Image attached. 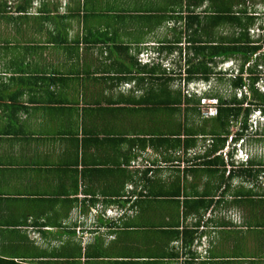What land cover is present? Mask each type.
I'll return each instance as SVG.
<instances>
[{"label": "crops", "instance_id": "1", "mask_svg": "<svg viewBox=\"0 0 264 264\" xmlns=\"http://www.w3.org/2000/svg\"><path fill=\"white\" fill-rule=\"evenodd\" d=\"M90 1L60 4L50 12L54 22L35 20L43 14L34 10L19 24L0 18V235L8 240V253L0 256L36 264H264V155L246 149L250 159L243 160L236 146L242 141L241 148L261 150L263 131L256 140L237 136V124L217 153L226 152L227 168L257 169L250 180L212 179L213 203L198 213L184 215L180 202L177 228L190 229V238L162 234L157 226L155 212L165 208L168 221L175 203L162 207L153 200L146 207L147 193L174 177L181 192L190 188L188 169L203 149L184 150L186 84L160 85L162 76H148L141 66L178 65L183 72L187 34L202 29L196 21L188 27L187 17H216L220 0H167L168 7L149 4L146 11L86 9ZM227 1L235 8V0ZM263 2L256 0L254 12L264 14ZM105 16L119 17L124 33ZM141 25L151 28L141 34ZM211 31L229 34L230 26ZM141 54L150 61H140ZM263 84L259 78L257 86ZM164 85L160 98L157 87ZM179 90V106L158 103ZM173 127L181 130L175 147ZM205 181L204 174L197 177V191Z\"/></svg>", "mask_w": 264, "mask_h": 264}, {"label": "trees", "instance_id": "2", "mask_svg": "<svg viewBox=\"0 0 264 264\" xmlns=\"http://www.w3.org/2000/svg\"><path fill=\"white\" fill-rule=\"evenodd\" d=\"M191 1L195 3V0ZM64 3H67V0H0V18L4 15L5 21H14L19 24L22 21H28V11L34 10L43 14L40 18H35V20L41 18L47 20L51 17L50 12L57 10L60 4L64 7ZM234 4L235 8L228 5L227 0H220V7L215 13L217 16L214 18L209 15L206 20L202 21L198 16L187 17L188 27L196 21L197 24L201 25L202 29L194 32V28L193 32L187 34L189 44L184 59L186 67L183 72L179 71L177 73L178 76L173 75L171 77V75H166L169 72L166 69L160 70L157 65H151L150 67L147 65L141 66V69L147 72L148 76H162L156 77L160 85L175 79H178L179 82L182 81L184 85L186 84L183 95L182 90L171 92L169 97L159 100L158 103L176 107L182 103L180 94L183 96V103L186 104L189 112L192 113V115L189 113L186 130L182 131L185 133L183 144L186 148L184 150L186 151L188 148L203 149L202 154L194 158V164L188 169L192 176L190 188H185L181 192L180 177L177 176L171 182H164V184L159 186L157 192L150 191L147 193V197L151 199L148 202L146 201V207L151 202L153 203V200L162 207L166 203L176 204V207H172L175 209L168 213V221L165 220V208H160V210L155 212L157 226L161 229L160 232L162 234H172L174 238H178L180 233L185 237L189 234L190 238V233H192L186 226L181 231L177 228L180 225V202L183 201L184 215L190 212L198 213L199 210H206L213 203L212 179H217L219 183L228 185L229 179L234 176L240 175L244 178L247 176V179L250 180L253 172L257 171V169H252V167L248 166L237 169L233 167L227 168L229 166L227 155H217L218 151L225 145L231 126L237 124L240 126L237 136L248 134L249 130H252L249 133L252 140H256L258 133L264 132V128L259 129L260 131L257 130V126H261L258 120H256L257 123L251 122V124H248L247 121L251 111L254 112L256 110L255 113L259 112L261 117L264 116V91L259 90L260 88L257 86V80L259 78L264 79V14L254 12L256 0H235ZM8 10L16 12L17 15L8 16L6 14ZM33 24L35 25V21H33ZM224 24L230 26L229 34L211 31L215 26ZM254 30L259 31L260 34H256L254 37V34H252ZM231 60L239 62L236 72L229 74L228 79L232 91L235 90L234 93L232 92V94L225 97L218 91L210 90V92L200 95L201 93L195 89H192V92L188 90L187 85L189 82L202 79L207 83L205 88H208L210 86L208 82L213 81L215 75H218L217 79H221L220 77L226 74L220 69V71H217V66ZM142 70L140 71L143 72ZM157 91V95L161 98L164 91L168 90L164 85L157 87ZM205 91L203 90V92ZM237 95H239L238 98ZM202 98L215 99L217 103L215 105L208 103L201 105L200 101ZM244 103L248 106L244 107ZM201 106H214L217 110L216 115L205 117L201 114ZM199 115L202 120L198 119ZM180 131V129L174 128L173 143L175 142L176 144L174 143L173 147L180 145ZM250 136L248 137L251 139ZM241 139L243 140V138ZM238 153L237 151V157ZM249 159L250 156L248 155L246 160ZM226 169H229V173L225 177ZM201 174H204L206 178L205 187L201 191H197L195 188L196 180ZM215 185L219 187L220 184ZM179 197L183 199L181 200ZM190 241L187 240L186 243L188 244ZM89 255L88 257L90 258H97V261L101 257V254ZM91 261L90 264H94ZM0 264L36 263L14 257L0 256Z\"/></svg>", "mask_w": 264, "mask_h": 264}, {"label": "rangeland", "instance_id": "3", "mask_svg": "<svg viewBox=\"0 0 264 264\" xmlns=\"http://www.w3.org/2000/svg\"><path fill=\"white\" fill-rule=\"evenodd\" d=\"M138 1L139 0H122L121 2H118V1H116L115 2V0L113 1V2H111V3H104V4H102V5H99L98 3H97V1L96 0H93V1H90L87 5H86V9H97V8H101V9H130V10H134V9H140V10H142V11H146V10H150V8L151 7H153V6H155V4H158L160 7H168L170 4H169V2L167 1V0H146L145 1V4L146 5H143L141 8H138V7H136L137 6V3H138ZM65 4V3H64ZM74 4H75V0H69V3H68V5L69 6H74ZM149 4H153L151 7L149 6ZM65 6V5H64ZM174 7V6H173ZM127 19V18H126ZM35 21V20H34ZM53 22H54V19L52 20ZM104 21H105V23L108 25L109 24V22H118V25H117V28H116V31L118 32V33H121L122 32V34L124 33V31H125V26H124V23L123 24H119V17H114V16H105V19H104ZM35 22H37V24L39 25V22L38 21H35ZM55 25H57L56 23H55ZM159 25V27H163L164 25H166L165 24V22H161L160 21V23L158 24ZM35 26V25H34ZM58 26V25H57ZM109 26V25H108ZM150 28H151V26H149V27H146V29L141 25V27H140V29H138V30H141V34L143 33V31H144V29H145V31L147 32L148 30H150ZM157 32H158V30H157ZM254 33H252V34H254V37H255V35L256 34H260L259 33V31L257 32L256 30H254L253 31ZM98 37L99 36V34H95V33H92V37ZM263 47H264V45H263ZM238 63L239 62H237V61H233V60H231V61H227V62H225V63H221V64H219L218 66H217V71H220V70H222L223 72H225V74L226 75H222L223 77H220L221 79H217L218 77V75H215L214 76V80L213 81H211V82H208L209 84H210V86L208 87V88H205V85L207 84L205 81H203L202 79H199V80H197V81H195V82H189V84L187 85V88H188V90L190 91V92H192L191 90L192 89H195V90H197L199 93H201L200 95H202V94H204V93H207V92H210V90H212V91H218L219 93H221V94H223V95H225V97H227L228 95H230V94H232V89H231V87L229 86V84H230V82H229V74H232V73H234V72H236V69L238 68ZM178 65H166V70H172L174 73H176V72H178ZM173 68L174 69H176V71L175 70H173ZM220 69V70H219ZM221 71V72H222ZM245 76H246V74H244ZM177 82V84L178 83H180L181 84V86H185L183 83H181V81L179 82V81H176ZM260 85H262V83H259V86ZM202 89L203 90H206L205 92H203L202 91ZM260 90H262V91H264V86H261V89ZM238 96L239 95H237V98H238ZM201 102V101H200ZM205 102L207 103L208 102V104H209V101L208 100H205ZM244 106H246V105H244ZM191 115H192V113H190ZM201 115V114H200ZM199 115V117H198V119L199 120H202L201 119V116ZM257 112L256 113H254V115H253V117L251 118L252 119V122H256V119H257ZM173 119H174V116H173ZM260 122H261V124L263 125V122L261 121V119H258ZM236 129V126L234 127V126H231L230 128H229V130L230 131H232V133H233V131ZM260 129V126H257V130H259ZM255 130H256V128H255ZM260 131V130H259ZM252 132V130L250 131L249 130V132L248 133H251ZM229 137V136H228ZM241 143H243L242 141H240L239 143H238V145H236L237 146V149L238 150H242V152L245 154H247L248 152H247V150H250L251 151V153H254L255 151L257 152V153H260L261 155H264V146H263V148L260 150V149H258V148H255L254 149V146H252L253 148H251V146L249 147V146H244V147H242V148H244V149H242L241 148ZM247 149V150H246ZM244 154H242L241 153V155H240V158H243V155ZM248 155V154H247ZM113 215L115 214V212L114 213H112ZM89 225H91V224H89ZM94 225V224H93ZM93 228H94V226H93ZM103 228H101V229H99V230H101V231H103L102 230ZM111 230H113V229H110V231ZM100 234H102L103 235V233H100ZM0 237L2 238L1 240H0V252H2V253H8V240H6V239H4V238H6L7 237V234H4V235H0ZM92 236H88L87 238L89 239V238H91ZM111 238H112V235H108V236H105V240L104 241H106V242H108V241H110L111 240ZM13 253V251H11V254ZM20 254V253H19ZM68 264V263H67ZM72 264H76L75 262L74 263H72ZM77 264H79V262H78V260H77Z\"/></svg>", "mask_w": 264, "mask_h": 264}, {"label": "built area", "instance_id": "4", "mask_svg": "<svg viewBox=\"0 0 264 264\" xmlns=\"http://www.w3.org/2000/svg\"><path fill=\"white\" fill-rule=\"evenodd\" d=\"M140 61H142V62L143 61L144 62L145 61H150V58H149L148 54H145V55L141 54ZM205 100H208L210 105H215L217 103V101L215 99H204V98H202L201 105L206 104ZM200 111H201V114L204 115L205 117L214 116L217 113V110H216V108L214 106H207V107L201 106ZM232 137L233 136H229V139H232ZM238 152H239L238 155H241V153L244 154L242 152V150H238ZM222 154L224 156H226V152H222ZM247 158H248V155L245 153L243 155V159H247Z\"/></svg>", "mask_w": 264, "mask_h": 264}, {"label": "clouds", "instance_id": "5", "mask_svg": "<svg viewBox=\"0 0 264 264\" xmlns=\"http://www.w3.org/2000/svg\"><path fill=\"white\" fill-rule=\"evenodd\" d=\"M141 58V57H140ZM206 86V85H205ZM202 91H203V89H202ZM257 119L256 120H258V119H261V121L263 122V125L261 124V122L258 120V122L261 124V126H264V116L263 117H261V115H260V113L259 112H257ZM254 123H257V121L256 122H254ZM238 157H240V155H238ZM243 159V158H242ZM243 160H246V159H243Z\"/></svg>", "mask_w": 264, "mask_h": 264}]
</instances>
